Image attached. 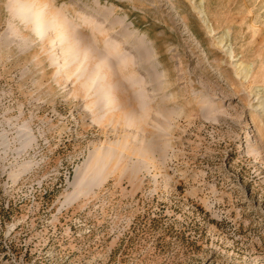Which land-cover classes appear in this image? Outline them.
Instances as JSON below:
<instances>
[{
  "label": "rangeland",
  "instance_id": "rangeland-1",
  "mask_svg": "<svg viewBox=\"0 0 264 264\" xmlns=\"http://www.w3.org/2000/svg\"><path fill=\"white\" fill-rule=\"evenodd\" d=\"M258 88L264 0H0V264H264Z\"/></svg>",
  "mask_w": 264,
  "mask_h": 264
},
{
  "label": "bare ground",
  "instance_id": "bare-ground-1",
  "mask_svg": "<svg viewBox=\"0 0 264 264\" xmlns=\"http://www.w3.org/2000/svg\"><path fill=\"white\" fill-rule=\"evenodd\" d=\"M193 7H194V9H196L198 11L199 14L202 15L203 21L207 23V17L205 15L204 10L202 9V7L199 4L195 3V2H194V6ZM38 23H40V21H38ZM207 30H208L209 33L213 32V29L208 25V23H207ZM228 53H229L230 56H232L231 52H228ZM235 68H236V71H237V75L240 76L241 79L248 77V75H249L248 71L249 70L244 68L242 63H236L235 64ZM254 97H255V99H257L256 101L258 103V105H257L258 108L255 111H258L260 108H264V90L260 89V88L256 89L254 91ZM261 98H263V99H261Z\"/></svg>",
  "mask_w": 264,
  "mask_h": 264
}]
</instances>
